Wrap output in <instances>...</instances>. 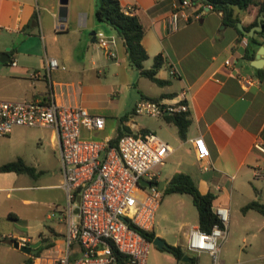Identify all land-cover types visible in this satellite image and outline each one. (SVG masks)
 I'll use <instances>...</instances> for the list:
<instances>
[{"label":"crops","instance_id":"0c3cea01","mask_svg":"<svg viewBox=\"0 0 264 264\" xmlns=\"http://www.w3.org/2000/svg\"><path fill=\"white\" fill-rule=\"evenodd\" d=\"M118 1L125 11L136 14L142 26L140 41L147 54L143 67H153V55L161 54L162 62L154 75L162 82L149 79L128 63L120 36L94 18V0H66L63 21L57 17L58 0H0V99L51 96L56 102L101 114L103 126L82 128V136L114 140L120 132L151 131L169 146L159 165L158 180L166 183L172 173L185 171L200 192L213 195L212 208L227 207L228 216L231 213L239 227L264 228L263 214L253 208L240 209L252 199L264 203V154L252 146L255 140L264 142V30L258 35V42L253 43L223 21L221 11L202 2L199 16L192 15L193 7H186L187 16L178 14L176 27L171 29L168 19L171 3L176 0ZM33 14L35 18L30 20ZM230 15L236 16L245 29L258 18L264 24V12H257L255 5L244 9L230 7ZM92 30L105 33L108 47L97 43ZM259 30L252 36H257ZM47 56L55 57L64 67L47 69ZM226 58L229 64L223 63ZM237 73H250L255 80L242 86ZM182 89L188 104L184 112L189 117L183 137L164 118L167 112L150 124L137 122L131 116L132 106L140 97L170 99ZM196 135L202 136L208 148L205 157H196L192 144ZM50 138L56 141L52 128ZM167 162L170 168L163 175L161 166ZM257 170L262 175H255ZM58 178L48 185L62 188L60 164ZM74 209L68 216L72 221L77 220ZM65 215L67 220L66 211ZM63 222L64 226L51 228L49 234H13L16 239L24 238L26 244L42 239L29 252L24 251L26 264L35 255L55 257L62 253L66 228ZM182 227L180 237L186 246L189 226ZM151 230L154 235H161L153 230V225ZM38 247V252L30 253ZM78 251L79 246L73 241L68 256L72 258Z\"/></svg>","mask_w":264,"mask_h":264},{"label":"built area","instance_id":"2783aa9c","mask_svg":"<svg viewBox=\"0 0 264 264\" xmlns=\"http://www.w3.org/2000/svg\"><path fill=\"white\" fill-rule=\"evenodd\" d=\"M203 5L210 7L209 3ZM171 6L168 19L171 29L176 27L178 14L187 16L186 7H193L192 15L199 16L197 0H176ZM94 35L99 45L108 47V38L102 30L95 31ZM241 41L246 43L244 37ZM45 63L47 69L64 67L52 56H47ZM223 63L229 64L230 60L226 58ZM170 72L175 71L170 69ZM237 78L242 86L255 80L250 73H237ZM187 108L185 89H182L170 99L140 97L134 102L132 112L158 115ZM103 124L101 114L91 113L79 105L56 102L51 96L47 99H0V135L8 133L14 125L48 126L56 135L60 186L65 193L67 214L65 249L55 257L35 255L27 264H145L150 241L139 229L152 227L160 198L156 185L159 165L169 146L151 131L123 132L114 140L80 134L82 128L99 129ZM192 144L197 158L208 155L201 135L194 136ZM252 146L264 154L263 141L255 140ZM255 175L262 174L257 170ZM139 178L149 184H141ZM75 207L77 220L72 221L68 216ZM212 210L218 221L208 231L189 225L185 247L189 252H208L215 264H222L218 251L225 238L228 209L214 205ZM73 241L78 244L79 251L70 258L68 247ZM17 243L18 246L26 244L22 237Z\"/></svg>","mask_w":264,"mask_h":264},{"label":"rangeland","instance_id":"374dc122","mask_svg":"<svg viewBox=\"0 0 264 264\" xmlns=\"http://www.w3.org/2000/svg\"><path fill=\"white\" fill-rule=\"evenodd\" d=\"M135 121L150 124L160 115L132 113ZM46 126L14 125L11 131L0 135V163L23 158L30 170L0 171V264H24L26 253L14 247L15 232L35 236L49 234L66 223L65 194L62 188L48 183L59 180V160L56 141L50 138ZM170 163L161 166L167 174ZM229 213L225 222V238L221 241L218 257L222 264H264V228L239 227ZM182 224H196V208L187 192L160 193L154 211L153 230L159 231L166 243L176 244L184 252L185 240L180 237ZM185 229V225L182 227ZM181 238V239H180ZM37 252L33 249L30 253ZM43 252V251H41ZM192 264H215L205 252H189ZM145 264H187L176 259L163 248L149 243Z\"/></svg>","mask_w":264,"mask_h":264},{"label":"trees","instance_id":"16d2710c","mask_svg":"<svg viewBox=\"0 0 264 264\" xmlns=\"http://www.w3.org/2000/svg\"><path fill=\"white\" fill-rule=\"evenodd\" d=\"M197 1L209 3L212 9L221 11L222 20L233 25L239 33H241V31L236 27V21L238 18L236 16L230 15V7L235 6L239 9H244L249 5H255L257 12H264V0ZM93 16L97 21L108 24L120 36L124 50L126 52L127 61L131 66L137 68L140 73L149 79L157 83L162 82L161 79L154 75L155 68L162 62V56L160 53L153 55V67L145 68L142 65V61L146 58L147 54L140 41L143 30L136 14L125 11L121 7L118 0H94ZM34 18L35 15L33 14L30 17V20ZM263 30L264 24H262V29L257 31V36H251L248 38V40L253 43H257L258 35H260ZM164 118L175 125L176 132L179 137L184 136L187 125L189 124V117L187 116L186 112H172L165 114ZM9 170L29 171L30 167L24 163L20 156H17L15 159L0 163V171ZM162 191L189 193L196 208V224L200 229L208 231L212 224L218 221L216 214L212 210L213 195L210 192H200L187 172L179 170L172 173L165 185L160 189V193ZM248 208H253L264 215V203H261L255 199L247 201L240 207L241 211H244ZM139 231L149 241L154 236V233L151 229H139ZM163 249L171 253L176 259H180L184 253L178 244H168V247ZM39 250L40 247H38L37 252ZM192 262L193 257H190V260L186 263L192 264Z\"/></svg>","mask_w":264,"mask_h":264},{"label":"water","instance_id":"95a60500","mask_svg":"<svg viewBox=\"0 0 264 264\" xmlns=\"http://www.w3.org/2000/svg\"><path fill=\"white\" fill-rule=\"evenodd\" d=\"M58 2H59V6H58V10H57V17H58V20L63 21L64 18H65V8H66L65 3H66V0H58ZM236 27L245 36L251 37L254 31L261 29L262 25H261L260 19L258 18L257 22L255 24H253L252 26H250L248 29H245L243 27V25L239 21L236 22ZM91 32L93 33L94 31L92 30ZM254 65H257V64H254ZM139 182L141 184H146V185L149 184V181H147V180H145L143 178H139ZM164 183H165L164 179H161V180H158L156 182V185H157V187L159 189H161L164 186ZM75 199H76V202H78V199H79L78 195H76ZM74 210L76 211L77 207H75ZM150 242L153 243L154 245H156L157 247H160V248L168 247V243H166L165 240L162 237L158 236V235H154L151 238ZM12 244H13L14 247H20L23 251L29 252L32 247H35L38 244V241L35 242V243L26 244V245H23V246H18L17 239H16V240H12ZM180 259L182 261H189L190 260V256L188 255V253L184 252Z\"/></svg>","mask_w":264,"mask_h":264},{"label":"flooded vegetation","instance_id":"af4514ba","mask_svg":"<svg viewBox=\"0 0 264 264\" xmlns=\"http://www.w3.org/2000/svg\"><path fill=\"white\" fill-rule=\"evenodd\" d=\"M42 239L39 237V238H36V240L34 242H40Z\"/></svg>","mask_w":264,"mask_h":264}]
</instances>
